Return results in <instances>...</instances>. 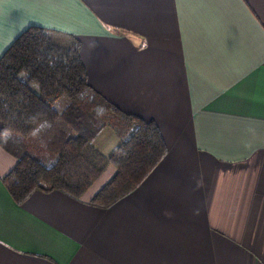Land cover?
I'll return each mask as SVG.
<instances>
[{
	"label": "crops",
	"instance_id": "obj_1",
	"mask_svg": "<svg viewBox=\"0 0 264 264\" xmlns=\"http://www.w3.org/2000/svg\"><path fill=\"white\" fill-rule=\"evenodd\" d=\"M31 25L77 38L88 84L166 153L102 208L112 166L80 199L17 203L0 145V264H264V0H0V56ZM120 142L107 124L92 145Z\"/></svg>",
	"mask_w": 264,
	"mask_h": 264
},
{
	"label": "trees",
	"instance_id": "obj_2",
	"mask_svg": "<svg viewBox=\"0 0 264 264\" xmlns=\"http://www.w3.org/2000/svg\"><path fill=\"white\" fill-rule=\"evenodd\" d=\"M61 39L57 31L31 25L0 56V145L16 157L2 181L17 203L35 190L80 199L112 166L113 176L90 200L106 208L142 182L164 157L166 145L154 121L121 111L88 84L80 41ZM62 96L69 102L57 109ZM44 121L52 127L33 136ZM107 124L121 142L105 157L92 142Z\"/></svg>",
	"mask_w": 264,
	"mask_h": 264
},
{
	"label": "rangeland",
	"instance_id": "obj_3",
	"mask_svg": "<svg viewBox=\"0 0 264 264\" xmlns=\"http://www.w3.org/2000/svg\"><path fill=\"white\" fill-rule=\"evenodd\" d=\"M64 41V38L61 39ZM69 102V99L65 96H62L55 104V108L60 109L62 106L66 105ZM33 140V138L31 139ZM31 148L33 147V143L30 141ZM42 156L44 157V160L46 163H51L52 160L47 152H43Z\"/></svg>",
	"mask_w": 264,
	"mask_h": 264
},
{
	"label": "clouds",
	"instance_id": "obj_4",
	"mask_svg": "<svg viewBox=\"0 0 264 264\" xmlns=\"http://www.w3.org/2000/svg\"><path fill=\"white\" fill-rule=\"evenodd\" d=\"M102 112H103L102 108H97L98 115L102 114ZM51 127L52 125L48 121H44L43 123L39 124L37 128L33 130L32 135L37 136L40 132L50 129Z\"/></svg>",
	"mask_w": 264,
	"mask_h": 264
}]
</instances>
